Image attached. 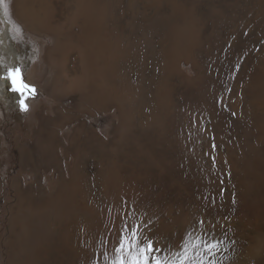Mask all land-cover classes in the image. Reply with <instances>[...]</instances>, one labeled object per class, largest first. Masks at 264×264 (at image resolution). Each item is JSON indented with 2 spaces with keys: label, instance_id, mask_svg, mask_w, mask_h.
<instances>
[{
  "label": "rangeland",
  "instance_id": "1",
  "mask_svg": "<svg viewBox=\"0 0 264 264\" xmlns=\"http://www.w3.org/2000/svg\"><path fill=\"white\" fill-rule=\"evenodd\" d=\"M0 31L36 89L0 100V264H110L136 226L264 264V0H3Z\"/></svg>",
  "mask_w": 264,
  "mask_h": 264
},
{
  "label": "snow or ice",
  "instance_id": "2",
  "mask_svg": "<svg viewBox=\"0 0 264 264\" xmlns=\"http://www.w3.org/2000/svg\"><path fill=\"white\" fill-rule=\"evenodd\" d=\"M0 3H3V0H0ZM6 13L7 6H5ZM0 80L8 82V90L19 96L20 110L27 112L28 105L26 101L36 95V89L25 81L21 67H7L6 74L0 76ZM200 224H203V221H200ZM189 247L191 245H185L184 251L178 253L179 264H189L191 259L188 251ZM216 247L215 243L205 244L204 251L212 252ZM115 251L117 255L110 264H176L175 259L168 261L160 258L159 253L163 252V249L157 248L156 242L149 237L142 239L139 234V226H136V231L132 232L131 237L122 236Z\"/></svg>",
  "mask_w": 264,
  "mask_h": 264
},
{
  "label": "bare ground",
  "instance_id": "3",
  "mask_svg": "<svg viewBox=\"0 0 264 264\" xmlns=\"http://www.w3.org/2000/svg\"><path fill=\"white\" fill-rule=\"evenodd\" d=\"M30 1V0H29ZM48 1V0H47ZM24 2V1H23ZM27 2V1H26ZM50 2H52V1H50ZM32 3V2H31ZM54 3V2H53ZM33 4V3H32ZM38 4V3H37ZM41 4V3H40ZM50 4V3H49ZM25 5V4H24ZM41 5H43V4H41ZM46 5H48V4H46ZM22 6V5H21ZM51 6V5H50ZM18 7V6H17ZM40 7V6H39ZM44 7H46V6H44ZM76 7V6H75ZM37 8H38V6H37ZM36 8V9H37ZM85 8V7H84ZM35 9V8H34ZM18 10V9H17ZM20 10V9H19ZM32 10V9H31ZM41 10V9H40ZM20 11H24V13H25V10H20ZM74 11L75 12H77V15L80 17L81 16V14H82V9L78 6V7H76V8H74ZM86 11H88V12H86V13H90L91 11L90 10H86ZM17 12V11H16ZM19 12V11H18ZM46 12V11H45ZM83 12H85V11H83ZM74 13V12H73ZM92 13V12H91ZM22 15H23V17H24V19H25V14H23V13H21ZM76 14V13H75ZM51 15V14H50ZM73 15V14H72ZM31 16V15H30ZM33 16V15H32ZM77 16V18H79ZM91 16V15H90ZM39 17V16H38ZM71 17V16H70ZM75 17V16H74ZM6 18V17H5ZM33 18V17H32ZM72 18H73V16H72ZM91 18V17H90ZM38 19V18H37ZM74 19V18H73ZM82 19V18H81ZM84 19V18H83ZM35 20V19H34ZM53 20L55 21V22H57V23H59L55 18H53ZM72 20V19H71ZM87 21H88V19H86ZM24 21V20H23ZM7 22V21H6ZM35 22V21H34ZM24 24H25V22H23ZM22 23V24H23ZM29 23V22H28ZM47 23V22H46ZM9 24V23H8ZM21 24V25H22ZM84 24V23H83ZM86 24H88V23H86ZM80 25L81 24H79V26L78 27H80ZM26 26V25H25ZM61 26V25H60ZM93 26V25H92ZM95 26H96V24H95ZM49 27V26H48ZM98 27V26H97ZM82 29H81V31L78 33V34H76L75 36H73V37H75V39L79 42V44H78V46H79V48H80V45H81V42H83V40H82V38H83V35H84V33L86 32V27H85V25L84 26H82L81 27ZM92 28H94V26L92 27ZM96 28V27H95ZM83 30H84V33H83ZM49 32V31H48ZM88 33V32H87ZM44 34V33H43ZM93 36V35H92ZM7 37V34L5 33V32H2V31H0V56L2 57V58H4L7 62L9 61V63H12L13 61H16L15 60V57H16V55H14L15 53H14V51H13V48H12V45H10V43H8V42H6V38ZM89 37V36H88ZM73 40V39H72ZM76 44V43H75ZM97 53V52H96ZM93 57V56H92ZM77 58H79V56L77 57ZM15 63V62H14ZM13 63V64H14ZM82 62H80V64H81ZM14 66V65H13ZM80 68H77L76 66H70L69 67V70L67 71L66 70V68H65V73L66 74H68V75H71V76H73L74 77V79L76 78V79H78V75H79V73H81L82 72V70H83V66H82V64H81V66H79ZM79 69V70H78ZM1 71V70H0ZM85 71V70H84ZM70 72H72V73H74L75 75H72V74H70ZM83 74H84V72H83ZM4 74H2V72H0V76H3ZM112 75V74H111ZM83 79V78H82ZM96 79V78H95ZM80 80V79H79ZM78 80V81H79ZM76 81V80H75ZM77 81V82H78ZM76 82V83H77ZM69 83H71V82H69ZM7 84H8V82L7 81H4V80H0V100L2 101V102H4V101H6V97H7V93H8V89H7ZM103 84V83H102ZM130 84V83H129ZM71 84H69V86H70ZM131 85V84H130ZM37 86V85H36ZM81 86V85H80ZM105 86V85H104ZM65 87H68V86H65ZM65 87H62V88H65ZM105 88V87H104ZM67 91H68V89H67ZM113 91V90H112ZM5 103V102H4ZM83 110V109H82ZM51 126V125H50ZM51 132V131H50ZM85 146H86V143H85ZM45 157V156H44ZM47 157V156H46ZM77 211V210H76Z\"/></svg>",
  "mask_w": 264,
  "mask_h": 264
}]
</instances>
